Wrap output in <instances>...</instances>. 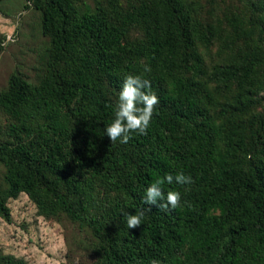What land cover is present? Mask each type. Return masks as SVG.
<instances>
[{
  "label": "trees",
  "instance_id": "16d2710c",
  "mask_svg": "<svg viewBox=\"0 0 264 264\" xmlns=\"http://www.w3.org/2000/svg\"><path fill=\"white\" fill-rule=\"evenodd\" d=\"M27 2L47 60L37 82L14 73L0 91V219L25 194L41 216L93 233L94 264H264V0ZM215 45L224 57L210 67ZM130 74L159 103L146 135L111 143ZM180 172L194 183L161 185L165 198L181 193L179 207L144 204L152 183Z\"/></svg>",
  "mask_w": 264,
  "mask_h": 264
},
{
  "label": "rangeland",
  "instance_id": "374dc122",
  "mask_svg": "<svg viewBox=\"0 0 264 264\" xmlns=\"http://www.w3.org/2000/svg\"><path fill=\"white\" fill-rule=\"evenodd\" d=\"M27 3V0H4L0 5L1 45L11 38L0 50V91L8 86L14 73L31 82H37L44 75L49 39L42 35L39 13L33 8L26 10ZM221 3L234 8L240 5L239 0H218ZM206 55L212 67L224 57V52L215 45ZM4 174L0 164L3 188ZM8 205L12 221L0 219V256L14 255L31 264L96 263L95 238L88 228H82L66 216L57 219L41 216L25 194L11 199Z\"/></svg>",
  "mask_w": 264,
  "mask_h": 264
},
{
  "label": "clouds",
  "instance_id": "9594fccd",
  "mask_svg": "<svg viewBox=\"0 0 264 264\" xmlns=\"http://www.w3.org/2000/svg\"><path fill=\"white\" fill-rule=\"evenodd\" d=\"M9 40L0 46H7ZM145 71H150V69L146 68ZM151 88V81L142 78L140 75L130 74L125 77L119 92L115 119L105 128V134L111 143L119 141L121 144H127L132 133L147 134L156 105L159 103L158 97L151 91ZM261 94L264 95V93ZM165 182L169 185L175 182L185 186L193 184L194 180L190 175H185L183 172L177 173L175 177L167 174L163 179L157 180L146 189L143 200L145 205H157L165 211L180 206L181 193L179 191H168L165 198V193L161 187ZM161 201L163 203H159ZM147 210L151 211V208ZM144 215V211L135 215L128 214L126 216L127 228L136 229L140 227ZM151 264H160V262L153 259Z\"/></svg>",
  "mask_w": 264,
  "mask_h": 264
}]
</instances>
